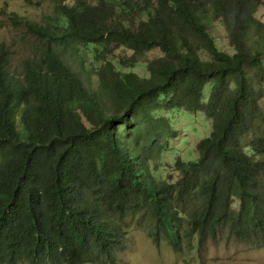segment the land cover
Returning a JSON list of instances; mask_svg holds the SVG:
<instances>
[{
	"label": "trees",
	"instance_id": "16d2710c",
	"mask_svg": "<svg viewBox=\"0 0 264 264\" xmlns=\"http://www.w3.org/2000/svg\"><path fill=\"white\" fill-rule=\"evenodd\" d=\"M263 5L54 0L42 23L16 17L33 40L16 67L0 41V264H119L131 217L177 251L224 233L264 247ZM161 109L212 124L170 170Z\"/></svg>",
	"mask_w": 264,
	"mask_h": 264
},
{
	"label": "rangeland",
	"instance_id": "374dc122",
	"mask_svg": "<svg viewBox=\"0 0 264 264\" xmlns=\"http://www.w3.org/2000/svg\"><path fill=\"white\" fill-rule=\"evenodd\" d=\"M54 14V0H0V41H6L16 53L13 56L14 66L28 52L33 40L32 34L23 24L18 23L16 17L42 23L45 17ZM256 16L264 19V5L259 8ZM212 34L216 36L217 44L221 48L232 49L228 45V34L223 26L215 24ZM152 55L154 54L151 53L150 56ZM203 56L208 57L206 53ZM67 59L68 64L74 69L80 68L78 58L69 54ZM133 69L141 75H148L147 68L141 63ZM211 87L210 83L205 88V101ZM157 115L169 118L176 132L175 137L169 138L166 149L155 159L160 168L170 170L177 156L186 161L197 158L198 142L209 136L212 130L211 120L205 113L184 109L173 111L161 109ZM147 218L131 217L126 220L129 236L125 250L119 253L121 257L119 264H264V247L254 248L248 243L228 238L226 233L215 240L208 239L202 246L198 244L193 248L185 246L182 251L175 250L167 239L156 243L149 234L152 225Z\"/></svg>",
	"mask_w": 264,
	"mask_h": 264
},
{
	"label": "clouds",
	"instance_id": "9594fccd",
	"mask_svg": "<svg viewBox=\"0 0 264 264\" xmlns=\"http://www.w3.org/2000/svg\"><path fill=\"white\" fill-rule=\"evenodd\" d=\"M195 244H197V242H195Z\"/></svg>",
	"mask_w": 264,
	"mask_h": 264
},
{
	"label": "bare ground",
	"instance_id": "6f19581e",
	"mask_svg": "<svg viewBox=\"0 0 264 264\" xmlns=\"http://www.w3.org/2000/svg\"><path fill=\"white\" fill-rule=\"evenodd\" d=\"M127 237V236H126ZM127 242V241H126Z\"/></svg>",
	"mask_w": 264,
	"mask_h": 264
}]
</instances>
